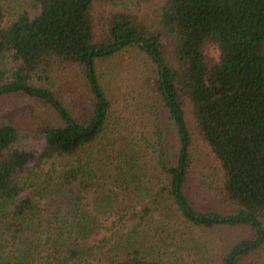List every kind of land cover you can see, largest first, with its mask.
<instances>
[{
    "label": "trees",
    "instance_id": "trees-1",
    "mask_svg": "<svg viewBox=\"0 0 264 264\" xmlns=\"http://www.w3.org/2000/svg\"><path fill=\"white\" fill-rule=\"evenodd\" d=\"M27 1L32 14L18 10L0 23V108L22 96L51 109L55 123L40 127L28 146L0 123V264L80 260L97 225L86 197L99 212L116 187L143 192L146 176L154 208L143 207L140 220L156 209L170 225L232 229L229 250L200 264H264V0ZM130 52L145 71H118ZM100 65L116 67L120 83L133 81L120 95L146 114L142 140H117L110 117L116 87L105 84ZM162 111L176 132L174 156ZM187 115L217 160L219 195L237 207L232 213L200 211L198 189L187 190ZM143 150L151 154L146 162ZM121 241L124 250L105 264H168L142 252L146 244L130 230Z\"/></svg>",
    "mask_w": 264,
    "mask_h": 264
},
{
    "label": "rangeland",
    "instance_id": "rangeland-1",
    "mask_svg": "<svg viewBox=\"0 0 264 264\" xmlns=\"http://www.w3.org/2000/svg\"><path fill=\"white\" fill-rule=\"evenodd\" d=\"M22 9H26L31 14L34 12L27 0H0V23L10 21L14 14ZM204 51L208 57H217V49L214 45L206 44ZM142 59L137 57L135 52L122 54L121 59L117 61L120 64L118 71L123 75L130 76L133 72L137 74V70L145 71L147 66L143 64ZM0 60L5 62L3 59ZM100 70L106 73L104 74L105 84L111 82L116 87L110 93L113 103L110 117L116 128L117 140L131 141L146 135V114L133 104L128 95H120L121 91H127L126 84L128 82L130 84L131 81L120 83L115 80L112 74L116 72L117 68L114 66L107 70L101 66L99 72ZM145 74L147 73L145 72ZM153 80L154 77L150 75L148 81L152 83ZM36 82L42 83V81ZM161 115L165 146L170 155L174 156L178 145L176 132L163 111ZM186 118L188 123L190 122L192 136L189 149L192 163L187 190L198 189L199 194L195 199V204L200 211L232 213L237 207L221 200V195H219L217 160L196 135L195 126L192 124L190 116L187 115ZM0 123H8L15 127L19 133L16 144L28 146L33 141L35 134L38 133L39 128L47 124H54L55 119L52 110L45 107L40 101L26 99L22 96H12L0 108ZM142 133L143 136H141ZM150 156L151 154L145 151L143 155L145 162ZM148 178L151 177L146 176L140 179L143 192L135 184L129 185L126 189L116 187L115 190H111L109 194L113 198L110 200V204L102 210L100 209L99 212H96L92 207L91 196L86 197L89 217L97 225L86 239L89 253L70 264H105L124 250L121 239L129 233V230L135 235L136 240L146 244L142 252L150 253L168 264H200L201 260L212 258V261H216L218 257L229 250L230 244L236 241V232L232 229L206 231L186 224H179V222L175 225L174 221L170 225V221L165 222L161 211L156 209H152L140 220L138 215H144L143 207L154 208L148 201L150 199L148 192L151 189L149 183H146ZM43 216L46 219L52 217L50 208H47ZM259 258L264 261V251L260 253ZM249 261L247 259L246 262Z\"/></svg>",
    "mask_w": 264,
    "mask_h": 264
}]
</instances>
